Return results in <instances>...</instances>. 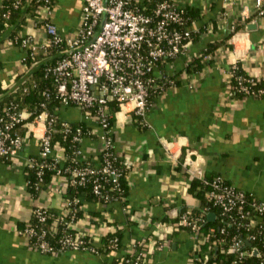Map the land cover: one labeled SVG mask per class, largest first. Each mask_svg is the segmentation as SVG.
I'll list each match as a JSON object with an SVG mask.
<instances>
[{
  "label": "crops",
  "instance_id": "obj_1",
  "mask_svg": "<svg viewBox=\"0 0 264 264\" xmlns=\"http://www.w3.org/2000/svg\"><path fill=\"white\" fill-rule=\"evenodd\" d=\"M252 1L234 0L225 6L224 0H188V6L199 10L191 24L194 38L164 67L176 85L154 97L146 126L126 110L115 114L112 136L115 151L128 168L127 195L107 203L80 193L76 226L97 245L118 230L122 246L98 253L88 249L46 253L30 244L20 227L32 218L34 207L45 205L60 212L71 194L66 181L55 175L36 194L30 190L27 162L39 154L40 146L28 136L13 159L0 160V264H111L138 251V242L144 243L143 264H192L194 235L178 225L182 210L201 202L190 190L194 179L221 175L264 200V96L235 94L228 73L239 61L248 74L264 76V17L240 13L242 5ZM83 4L84 0H58L53 19L63 35L74 33ZM247 18L246 26L232 30L233 24ZM20 20L0 37V83L9 86L28 72L21 63L24 51L9 42ZM29 30L47 36L41 28ZM212 41L221 42L214 57L204 59L202 69H193L192 60ZM57 113L97 130L82 143L86 157L97 162L102 146L98 123L86 119L76 106Z\"/></svg>",
  "mask_w": 264,
  "mask_h": 264
},
{
  "label": "built area",
  "instance_id": "obj_2",
  "mask_svg": "<svg viewBox=\"0 0 264 264\" xmlns=\"http://www.w3.org/2000/svg\"><path fill=\"white\" fill-rule=\"evenodd\" d=\"M41 1L37 9L39 15L30 17L21 31L10 36L9 42L24 51L21 63L25 71H29L26 57L37 59L41 55V60H45L51 56V50L58 47L55 61L45 66V76L51 79L53 86L44 90L45 99L40 102L39 110L19 107L14 101L0 103V159H13L23 148L25 139L34 136L40 146L39 154L29 157L27 166L37 169L41 184L44 169L50 167L55 170L54 175L62 177L67 184L92 180V189L103 202L122 199L104 188L105 181L109 180L113 181L111 189L117 188L122 177V170L114 164L113 119L118 111L126 110L139 124L146 126L154 97L176 85V79L165 72L164 67L182 55L192 40L193 20L186 15L188 0H159L151 11L142 0H84L79 23L71 35H63L53 19L58 0ZM232 2L234 0H224L223 3L227 6ZM21 5L22 0H15V7ZM254 11L264 17V0L244 3L240 13L249 16ZM4 15L9 17L10 11ZM6 25L0 22V37ZM30 28H41L47 36L38 37ZM213 56L207 53L204 59L208 61ZM238 67L236 61L228 69L231 79L237 81L234 88L245 96L260 95L264 89L251 86L255 76L238 73ZM3 86L9 85L3 83ZM2 96L0 92V98ZM68 106L78 107L86 119L95 120L102 129L98 134L102 146L97 162L86 157L82 147L85 137L97 130L72 125L61 118L57 111ZM56 133H61L64 139L71 138L72 160L81 164L63 165L69 156L65 145L55 138ZM204 183L209 187L206 192L209 199L221 208L225 225L219 226V232L214 226L201 232L208 207L200 215H194L190 209L180 213L178 226L191 231L195 238L192 264L195 261L206 264L220 247L235 255L231 264H239L247 257L256 259L248 264H264V200L234 186L221 175L204 179ZM78 201L79 197H67L60 212L45 205L35 206L32 218L21 232L42 252L88 249L98 253L92 236L77 229ZM58 231H62V235L54 243L49 234ZM117 240V236L112 238L110 246H116ZM203 244H208L207 248H202ZM143 245L138 242V251L117 257V264H143Z\"/></svg>",
  "mask_w": 264,
  "mask_h": 264
},
{
  "label": "trees",
  "instance_id": "obj_3",
  "mask_svg": "<svg viewBox=\"0 0 264 264\" xmlns=\"http://www.w3.org/2000/svg\"><path fill=\"white\" fill-rule=\"evenodd\" d=\"M159 0H143V4L147 6V10L151 11L153 7L156 5V3ZM15 0H2V3L0 4V22L6 23L8 26L7 28L11 27L12 25L16 24L18 20L21 18V22L17 25L15 30L12 32L10 36H13L17 34L19 31L23 29L24 24L27 22V20L30 17H37L39 14L37 12V9L42 2L41 0H22L21 7H15L14 6ZM10 11L9 17L5 16L4 14L6 12ZM186 15L190 16L191 20H193L196 16L199 15V10L195 9L193 7H186ZM253 15L257 16V11L253 12ZM252 16V15H251ZM250 18V17H249ZM247 18L245 21L236 23L233 31L238 30L244 26H246L247 21L249 20ZM191 20L189 22H191ZM6 28V29H7ZM194 38V32L192 34L191 39ZM221 42H209L207 47L204 48L200 55L195 57L192 60V63H194V68L192 63L190 62L189 67L200 70L204 66V55L207 53L215 54L216 50L220 47ZM59 48L54 47L51 50V56L45 60H41V55L37 59H32L30 56L25 58V62L29 66V71L18 77V80L12 85V86H3V83H0V92L2 93V97L0 98V103H6L10 101H14L18 103L19 107H27V108H35L36 110H39L40 108V102L45 99L44 90L48 86H53L51 79L46 78L45 76V66L49 63H52L55 61L57 56L59 55L58 52ZM214 57V56H213ZM212 57V58H213ZM211 58V59H212ZM210 59V60H211ZM238 69L237 72L241 73L246 76H250L244 68L241 66V63L238 61ZM232 83V90L237 95H244L241 91H238L234 88L237 81L235 79L231 80ZM251 86L253 88H263L264 89V76L263 77H257L255 76V82L251 83ZM258 96H264V91L260 93ZM59 125V124H57ZM72 125H82L84 128L87 127V125L83 122H77L72 123ZM92 135H95L94 133ZM98 136V135H97ZM56 139H60L61 142L66 147V152L69 156L68 160L66 162H63L64 166L68 165H76L81 164L77 160H72L73 157V142L71 141V138H65L61 133H56L55 136ZM113 153L116 156V159H114V164L122 170V177L119 181V186L117 188L111 189L113 186V181H105V190L111 191L112 193H116L117 195H120L121 198H124L127 195L128 190V182L126 180L128 168L126 164L118 157L115 149H113ZM102 157V156H101ZM90 159V158H89ZM3 160V159H0ZM91 160V159H90ZM62 165V164H61ZM62 165V166H63ZM28 172H29V179H28V186L30 190L36 194L39 192L41 185L44 182H48L51 177L55 174V170L46 167L44 169V175H43V183L41 184L39 182V176L37 173L36 168H32L28 166ZM213 176L209 177L206 176L204 178H196L192 181L190 185V190L195 192L196 195L200 198L201 202L198 207L193 208H185L182 210V212L188 211L189 209L194 215H200L206 207H208V212L205 213L206 221L202 225L201 232H207L211 226H214L217 228V231L219 232V226L225 225V222L222 220L221 215V208L214 204L211 199L207 196L206 192L208 191L209 187L207 184L204 183V179H210ZM93 181L89 180L88 182L84 184H69L67 187V192L71 194V197H79V194L84 192L86 194H90L94 196L95 198L99 199V197L94 193L93 189ZM100 200V199H99ZM102 201V200H101ZM78 210L75 212V218L80 217L81 213V203L80 200L78 201ZM210 212L215 213L214 219H209L208 214ZM33 221H37V219L33 218ZM51 221V218H50ZM26 223L21 225L20 228H23ZM183 227V226H182ZM228 228H231L230 226H227ZM62 235V231H58L54 235L49 234V238L55 243L57 239H59ZM118 237L117 245L111 247V239L114 237ZM122 246V239H121V233L118 230L110 231L106 236H104L102 244L98 245V251H112V250H118ZM208 244H203L202 248H207ZM143 250V248H141ZM215 254L213 258H210L206 264H231L232 260L235 258V255L228 250L222 251V247H220L218 250H214ZM119 261V258H116L111 264H117ZM256 261L255 257H247L243 258L239 264H248V263H254ZM193 264H203L200 261H195Z\"/></svg>",
  "mask_w": 264,
  "mask_h": 264
},
{
  "label": "water",
  "instance_id": "obj_4",
  "mask_svg": "<svg viewBox=\"0 0 264 264\" xmlns=\"http://www.w3.org/2000/svg\"><path fill=\"white\" fill-rule=\"evenodd\" d=\"M14 28V27H13ZM208 218L209 219H214L215 218V213L214 212H210L209 214H208Z\"/></svg>",
  "mask_w": 264,
  "mask_h": 264
}]
</instances>
